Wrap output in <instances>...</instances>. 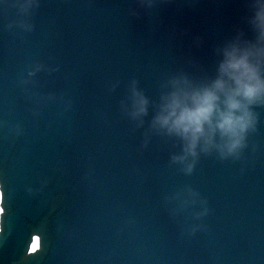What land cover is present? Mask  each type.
Instances as JSON below:
<instances>
[{
	"label": "water",
	"instance_id": "1",
	"mask_svg": "<svg viewBox=\"0 0 264 264\" xmlns=\"http://www.w3.org/2000/svg\"><path fill=\"white\" fill-rule=\"evenodd\" d=\"M9 4L0 264H264V105L239 157L201 151L191 172L154 125L173 80L209 83L225 47L255 41L254 0Z\"/></svg>",
	"mask_w": 264,
	"mask_h": 264
},
{
	"label": "clouds",
	"instance_id": "2",
	"mask_svg": "<svg viewBox=\"0 0 264 264\" xmlns=\"http://www.w3.org/2000/svg\"><path fill=\"white\" fill-rule=\"evenodd\" d=\"M143 2V0H142ZM21 13L38 5L39 0H13ZM9 0H0L7 9ZM251 23L255 41L231 43L223 51L218 74L211 82L193 85L186 78L172 81L173 89L163 97L154 125L183 141V154L173 159L187 162L191 172L201 151L219 149L222 157H239L247 146L248 135L257 129V106L264 105V0H254ZM22 27H28L23 19ZM11 27V24L8 25ZM149 99L132 85V115L148 111ZM219 138V139H218Z\"/></svg>",
	"mask_w": 264,
	"mask_h": 264
},
{
	"label": "snow or ice",
	"instance_id": "3",
	"mask_svg": "<svg viewBox=\"0 0 264 264\" xmlns=\"http://www.w3.org/2000/svg\"><path fill=\"white\" fill-rule=\"evenodd\" d=\"M2 193H0V200H2ZM4 211V208L2 206H0V212H3Z\"/></svg>",
	"mask_w": 264,
	"mask_h": 264
},
{
	"label": "bare ground",
	"instance_id": "4",
	"mask_svg": "<svg viewBox=\"0 0 264 264\" xmlns=\"http://www.w3.org/2000/svg\"><path fill=\"white\" fill-rule=\"evenodd\" d=\"M0 201H1V200H0ZM36 247H37V244H34L32 249H35Z\"/></svg>",
	"mask_w": 264,
	"mask_h": 264
}]
</instances>
